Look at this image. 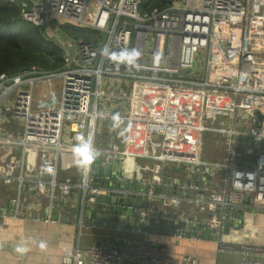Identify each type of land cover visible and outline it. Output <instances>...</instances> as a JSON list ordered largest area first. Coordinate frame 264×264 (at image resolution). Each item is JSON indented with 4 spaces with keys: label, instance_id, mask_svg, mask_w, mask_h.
<instances>
[{
    "label": "built area",
    "instance_id": "1",
    "mask_svg": "<svg viewBox=\"0 0 264 264\" xmlns=\"http://www.w3.org/2000/svg\"><path fill=\"white\" fill-rule=\"evenodd\" d=\"M10 1L61 45L64 62L0 75V156L8 154L0 179L16 185L0 218L59 222L55 208L81 189V229L95 196L112 193L147 204L141 225L119 229L143 232L175 212L182 230L200 227V237L211 228L218 250L240 254L239 264H264V0H175L147 11L142 0ZM66 26L102 40L71 38ZM208 133L219 137L218 159L202 156ZM85 142L103 168L117 162L98 175L114 185L96 181L94 159L78 163L88 159ZM63 149L78 163L77 179L60 177ZM157 233L78 243L63 261L200 264L175 257Z\"/></svg>",
    "mask_w": 264,
    "mask_h": 264
},
{
    "label": "crops",
    "instance_id": "2",
    "mask_svg": "<svg viewBox=\"0 0 264 264\" xmlns=\"http://www.w3.org/2000/svg\"><path fill=\"white\" fill-rule=\"evenodd\" d=\"M7 156H0V170L4 166ZM71 167L67 166L66 168L61 165L60 177L71 175L77 179L78 169H74L73 172L70 171ZM15 193V184H5L0 179V212L3 207L10 208L12 206L10 198ZM74 193L75 200L66 205L69 207L67 213L71 217L69 220L68 217L65 220L60 219L59 222L0 218V264H67L63 258L69 255L78 243L82 247H87L107 236L123 238L144 235L146 231L144 229L143 232H136L118 228L119 226L124 227L125 223L127 226H131L130 221H123L112 226V220L107 215L103 218L101 216L100 220H96V223L84 224L80 229L78 222L75 221L78 190H75ZM61 209L62 207L58 206V210ZM88 211L84 215V220L88 216ZM101 221L103 224H100ZM135 222L138 224L140 221L135 218ZM157 234L162 241L167 242L170 253L175 257H182L184 254L195 255L199 258L200 264H239L242 258L237 253L220 252L212 235L207 239L202 236L172 235L169 232L163 235ZM41 242L46 244V248L41 249ZM18 248H26L27 251H18Z\"/></svg>",
    "mask_w": 264,
    "mask_h": 264
},
{
    "label": "trees",
    "instance_id": "3",
    "mask_svg": "<svg viewBox=\"0 0 264 264\" xmlns=\"http://www.w3.org/2000/svg\"><path fill=\"white\" fill-rule=\"evenodd\" d=\"M174 1L142 0L141 10L166 8ZM65 30L71 38L82 37L96 43L102 40V35L97 31L68 26ZM63 62L64 50L61 45L47 36L40 26L22 19L20 1L0 0V75L6 73L13 76L32 66L54 71ZM61 165L67 168L68 163L62 162Z\"/></svg>",
    "mask_w": 264,
    "mask_h": 264
},
{
    "label": "water",
    "instance_id": "4",
    "mask_svg": "<svg viewBox=\"0 0 264 264\" xmlns=\"http://www.w3.org/2000/svg\"><path fill=\"white\" fill-rule=\"evenodd\" d=\"M107 37V33L104 36V40H103V44L106 40ZM70 51L71 54L75 53V46L72 45L70 47ZM13 82L12 79L10 80H6L5 81V85H9ZM2 88L0 87V95L2 93ZM127 102H121V104L125 105ZM255 152H257V148L255 149ZM117 166V162H114L111 166H106V168H103V166H101V158L100 157H95L94 159V174L96 176V181L98 183H101L103 185L105 184H111L114 185V181H109V180H99L98 175H101L103 173V171L105 170V174H110L111 171L113 169H115ZM138 165H134L133 168L136 170L138 169ZM165 181L168 182V178L165 177ZM127 186L130 187H137V188H142V189H146L148 188V185H140L137 184L135 182H128L126 183ZM160 190L163 191H173L171 188H169L167 185H164L160 188ZM82 199H83V191L80 189L78 191V195H77V205H76V210H75V221L78 222L80 220L81 217V210H82ZM93 204L90 205V209L87 213L88 216L85 218L84 220V224H92V223H96V220L99 219L102 216L105 217V215H107V217L112 220V226L117 225L118 223H121L123 221H130L131 222V226L137 228L140 223H142L143 221V217L141 214L140 209L147 207V204L145 203L144 200L142 199H138L137 201L133 200L130 197H119L116 195L111 194H104V193H99L95 196L94 198V202H92ZM136 204L135 208H131L130 205ZM89 206V205H88ZM88 208V207H87ZM69 211V207L65 206L64 208H62L60 211L58 210V207L55 209L54 214H53V218H57L58 215L60 214L59 218L61 220H65L68 217V220L71 219L70 216L67 215ZM177 214H173V217L171 219H169L168 217L162 216L160 215L157 219H154L152 226H147L144 227V229L146 231H156L160 234H166V233H170L172 235H176V234H181L182 236H186V237H193V236H197L198 232L197 230L200 229V227L198 228H194L192 230H182L183 227L185 226L184 222H177L175 220ZM250 217H253V214H250ZM135 218L139 219V223L136 224ZM228 223V229L231 232L232 231V227H234V221L230 220ZM100 224H103L102 221ZM212 229L208 228L205 232H202L200 235L203 238H207L209 239L211 236ZM254 235L258 234L259 236H261V232L259 231H251ZM212 238L214 240H216V236L212 235Z\"/></svg>",
    "mask_w": 264,
    "mask_h": 264
},
{
    "label": "rangeland",
    "instance_id": "5",
    "mask_svg": "<svg viewBox=\"0 0 264 264\" xmlns=\"http://www.w3.org/2000/svg\"><path fill=\"white\" fill-rule=\"evenodd\" d=\"M14 94H15V91L12 92V95H14ZM217 139H219V137H217V135L214 136V134L208 133L205 136L204 147H203L204 149H203V154H202L204 159H218V158L221 157V151L219 149L221 147L217 146V144H216V140ZM219 146H221V145H219ZM76 154H79V153L75 152V155ZM75 155L71 154V156H75ZM99 155H102V154L99 153ZM133 160H134V158H133ZM61 162L70 164L72 166L70 171L74 172V169H76V170L78 169V163H76V161L75 162L74 161H70L67 158V149H63L62 150ZM88 209H90V205L88 206Z\"/></svg>",
    "mask_w": 264,
    "mask_h": 264
},
{
    "label": "clouds",
    "instance_id": "6",
    "mask_svg": "<svg viewBox=\"0 0 264 264\" xmlns=\"http://www.w3.org/2000/svg\"><path fill=\"white\" fill-rule=\"evenodd\" d=\"M79 147H81L87 151L88 159L86 161H78V163L90 164L92 162V160L95 159L97 153L94 150H92L89 142H85L82 145H80ZM40 247H41V249H44V248H46V244L44 242H41ZM18 251L25 252V251H27V249L26 248H18Z\"/></svg>",
    "mask_w": 264,
    "mask_h": 264
}]
</instances>
